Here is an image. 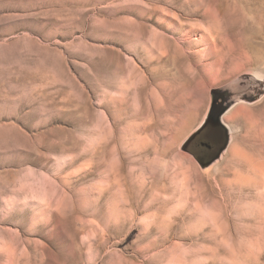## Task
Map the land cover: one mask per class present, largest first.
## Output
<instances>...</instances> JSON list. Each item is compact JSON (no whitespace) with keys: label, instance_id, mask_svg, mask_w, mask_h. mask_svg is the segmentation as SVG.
Listing matches in <instances>:
<instances>
[{"label":"rangeland","instance_id":"1","mask_svg":"<svg viewBox=\"0 0 264 264\" xmlns=\"http://www.w3.org/2000/svg\"><path fill=\"white\" fill-rule=\"evenodd\" d=\"M0 264H264V0H0Z\"/></svg>","mask_w":264,"mask_h":264},{"label":"water","instance_id":"2","mask_svg":"<svg viewBox=\"0 0 264 264\" xmlns=\"http://www.w3.org/2000/svg\"><path fill=\"white\" fill-rule=\"evenodd\" d=\"M227 108L228 107L214 106L210 109L209 112L212 116L211 123L198 137H191L187 141L189 150L196 154L202 161H206L214 156L218 152V148L221 147L225 141V136L218 127L217 120H221V116Z\"/></svg>","mask_w":264,"mask_h":264},{"label":"trees","instance_id":"3","mask_svg":"<svg viewBox=\"0 0 264 264\" xmlns=\"http://www.w3.org/2000/svg\"><path fill=\"white\" fill-rule=\"evenodd\" d=\"M216 94H218L217 91L216 90H213L212 91L213 101H212V105H211V108L210 109H212L215 106V103H216V101H215ZM211 121H212V116H211V113L209 112V114L206 117V119H205L204 123L202 124V126L193 134L192 137H194V138L198 137L206 129V127L211 123ZM217 125L221 129V131L223 132V134L225 136V141L222 144V146L219 148L218 152L214 156H212L211 158H209L208 160L202 161L196 154L192 153L189 150V148L186 147V145L188 146V142L184 146V150L187 151L188 153H190L195 158V160L198 162V164L201 167H207V166H209L212 162H214L216 159H218L219 155L226 148L227 141H228V132H227V129L218 120H217Z\"/></svg>","mask_w":264,"mask_h":264},{"label":"crops","instance_id":"4","mask_svg":"<svg viewBox=\"0 0 264 264\" xmlns=\"http://www.w3.org/2000/svg\"><path fill=\"white\" fill-rule=\"evenodd\" d=\"M206 116H207V115H205L204 118H203L199 123H197V124L194 126V128L191 130V132H190L189 135H191L192 133L196 132V131L202 126V124L204 123V121H205V119H206ZM220 122H221V124H222L225 128H227V122L224 121L222 117H221ZM219 148H220V147H219ZM219 148H218V149H219ZM221 155H222V154H221ZM212 165H213V164H212ZM212 165H211V166H212Z\"/></svg>","mask_w":264,"mask_h":264},{"label":"flooded vegetation","instance_id":"5","mask_svg":"<svg viewBox=\"0 0 264 264\" xmlns=\"http://www.w3.org/2000/svg\"><path fill=\"white\" fill-rule=\"evenodd\" d=\"M218 96H219V94L217 95V98H215V100H216V99L218 100Z\"/></svg>","mask_w":264,"mask_h":264}]
</instances>
